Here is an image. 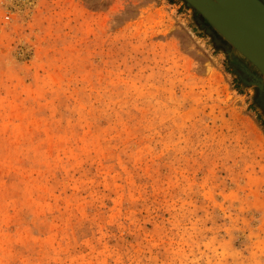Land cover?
Masks as SVG:
<instances>
[{
  "label": "rangeland",
  "instance_id": "374dc122",
  "mask_svg": "<svg viewBox=\"0 0 264 264\" xmlns=\"http://www.w3.org/2000/svg\"><path fill=\"white\" fill-rule=\"evenodd\" d=\"M0 264H264V76L184 0H0Z\"/></svg>",
  "mask_w": 264,
  "mask_h": 264
},
{
  "label": "water",
  "instance_id": "95a60500",
  "mask_svg": "<svg viewBox=\"0 0 264 264\" xmlns=\"http://www.w3.org/2000/svg\"><path fill=\"white\" fill-rule=\"evenodd\" d=\"M186 1V4L192 7L195 11H197L205 20L206 22L217 32L219 33L223 39L228 43V45L232 46L238 53H240L246 60H248L253 66L257 68V70L264 76V68L261 67L259 62L253 59L251 55L253 50L257 56L262 57L264 55V40L258 38L257 36L248 32L245 28H243L239 23H231L230 25L226 24H217L216 17H213L211 14V10L219 11L221 14H226V12L221 7H207L202 4L201 0H191L192 3L190 4L189 0ZM209 4L219 2L223 4L226 0H207ZM239 3V8L243 11H238V14L242 17H245L249 20H252L253 26H257L258 29L264 34V1L262 0H236ZM217 5V4H216ZM224 5V4H223ZM231 19V18H229ZM233 26L235 29L238 30V35L233 36L229 34L228 31L225 29L226 26ZM232 27V28H233ZM233 28V29H234ZM241 36V37H240ZM243 38V39H242ZM251 42H257L252 45ZM250 51V52H249ZM251 53V54H250ZM259 86H261L260 82H257Z\"/></svg>",
  "mask_w": 264,
  "mask_h": 264
},
{
  "label": "bare ground",
  "instance_id": "6f19581e",
  "mask_svg": "<svg viewBox=\"0 0 264 264\" xmlns=\"http://www.w3.org/2000/svg\"><path fill=\"white\" fill-rule=\"evenodd\" d=\"M202 1V4L204 6H207V7H221L225 12L226 14H221L219 11H216V10H211V14L209 15H212L213 17H216V21H217V24L219 25L220 23L224 25L223 22H225L226 24L230 25V22L231 23H239L243 28H245L248 32H250L251 34L257 36L258 38L264 40V34L258 29L257 26H253V23L251 22L252 20H249L245 17H242L238 14V11H239V3L236 2V0H226V2H224L223 4L219 3V2H216L215 3L217 4H214V3H211L209 4V2L207 0H201ZM264 1V0H262ZM186 2V1H185ZM190 4L192 3L191 0H189ZM239 8V9H238ZM240 11H242L240 9ZM243 12V11H242ZM231 18V19H229ZM236 24V23H235ZM237 25V24H236ZM233 26H226V30L228 31L229 34H232L234 37L237 36L239 33H238V30L232 28ZM241 37V36H240ZM243 39V38H242ZM250 43L252 45H254L255 43L257 42H251ZM258 44V43H257ZM231 48H233L231 45H230ZM234 49V48H233ZM235 50V49H234ZM236 51V50H235ZM238 52V51H237ZM250 52V51H249ZM252 52V56H253V59L257 62H259V64L261 65V67L264 68V55L262 54V57H259L257 56V54L251 50Z\"/></svg>",
  "mask_w": 264,
  "mask_h": 264
}]
</instances>
